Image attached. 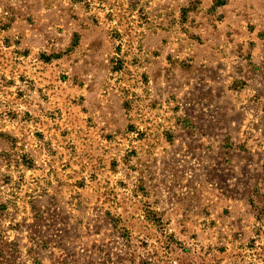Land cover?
<instances>
[{
	"label": "rangeland",
	"instance_id": "374dc122",
	"mask_svg": "<svg viewBox=\"0 0 264 264\" xmlns=\"http://www.w3.org/2000/svg\"><path fill=\"white\" fill-rule=\"evenodd\" d=\"M0 264H264V0H0Z\"/></svg>",
	"mask_w": 264,
	"mask_h": 264
}]
</instances>
